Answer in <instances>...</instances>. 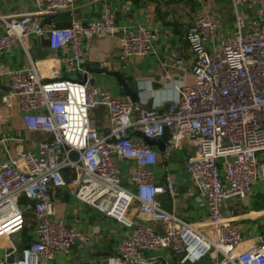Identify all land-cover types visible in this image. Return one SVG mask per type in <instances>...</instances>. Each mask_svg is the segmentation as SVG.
I'll return each mask as SVG.
<instances>
[{"label": "built area", "instance_id": "built-area-1", "mask_svg": "<svg viewBox=\"0 0 264 264\" xmlns=\"http://www.w3.org/2000/svg\"><path fill=\"white\" fill-rule=\"evenodd\" d=\"M33 1L41 15L68 14L70 27L46 28L30 15L0 18L4 26L0 54L15 45L26 50L31 34L46 38L52 50L70 45L74 57L64 60L69 71L74 70L83 39L117 36L124 63L152 52L154 33L144 27L118 28L111 12L83 27L73 19L74 0ZM244 1L257 7L250 31L242 32L244 25L237 17L235 37L212 53L207 48L217 39V24L212 19L198 17L186 30L193 81L171 82L177 99L160 110L88 87L86 71H82L84 81L57 74L44 82L33 63L10 73L2 101L15 99L26 129L48 134L52 141L40 142L37 155L22 152L0 163V242L23 229L20 198L31 204L36 219V241L0 257V264H46L55 253L67 255L78 245L89 246L88 236L52 219L50 188L68 184L80 203L132 229L120 246L125 262L140 261L145 251L170 250L180 264H196L207 255L213 256V264H264V247L254 245L240 251L239 229L221 213L224 201L245 199L254 183L264 181V159L258 158L264 153V0H231L234 10ZM99 107L108 114L105 137L97 134L90 118L91 111ZM135 133L144 141H135ZM165 135V159L183 140L197 148L185 169L207 203L206 223H187L163 210L158 201L161 195L173 196L176 188L169 180L162 186L155 184L151 168L157 155L145 140H161ZM122 160L135 162L131 177L135 192L120 184L117 162ZM134 204L138 215L160 226L163 233L152 225L134 223L129 217Z\"/></svg>", "mask_w": 264, "mask_h": 264}, {"label": "crops", "instance_id": "crops-1", "mask_svg": "<svg viewBox=\"0 0 264 264\" xmlns=\"http://www.w3.org/2000/svg\"><path fill=\"white\" fill-rule=\"evenodd\" d=\"M73 8V19L83 27L103 20L111 12L118 28L148 29L156 35L152 52L124 63L119 58L117 36L83 39L79 45V55L73 61L74 70L69 71L64 60L74 57L70 45L52 50L46 38L31 34L26 50L15 45L10 52L0 54V163L22 152L37 155L40 142L52 141L48 134L29 132L26 129L15 99L6 103L2 101L11 72L28 69L30 63H33L41 80L46 82L57 74L63 79L84 81L82 71H86L89 75L88 87L106 91L119 100L132 101L121 86L123 81L131 92H135V104L160 110L177 99L171 82L190 84L193 81L192 55L185 32L195 19L208 17L217 24V39L214 44L207 45L209 53H212L214 49L221 48L225 40L235 37L237 17L243 22L242 32H249L257 9L244 1L235 11L231 0H74ZM40 12L41 8L33 0H0V18L30 15L42 26L58 29L68 28L72 23V18L66 13L45 16ZM3 34L4 26L0 21V36ZM90 118L97 134L107 136L109 119L106 109L99 107L92 110ZM133 139L144 141L139 133L133 134ZM167 139L165 135L158 144L150 146L157 155V163L151 171L155 184L162 186L169 180L176 192L173 196L161 195L158 201L163 210L187 223H206L207 203L185 169V162L197 154V148L189 140H183L179 148L165 159L163 149ZM258 158L263 160L264 153L259 154ZM117 165L121 186L135 192L131 183V177L136 171L135 162L122 160ZM219 170L222 174L221 164ZM71 190L69 184L61 188H50L54 210L52 219L62 221L66 226L88 236L90 244L87 247L78 245L67 255L55 253L53 260L46 264H180L170 250L145 251L140 263L125 262L120 257V246L127 240L132 229L80 203ZM19 202L24 210L25 223L18 234L8 241L0 242L1 258L13 250L19 252L36 241V219L31 212V204L24 198H20ZM221 213L225 219L237 225L241 234L240 251L254 245L264 247V181L254 183L247 198L235 197L224 201ZM129 217L136 224L152 225L158 233H163L160 226H154L148 219L138 215L135 204L129 211ZM213 263V256L207 255L196 264Z\"/></svg>", "mask_w": 264, "mask_h": 264}, {"label": "water", "instance_id": "water-1", "mask_svg": "<svg viewBox=\"0 0 264 264\" xmlns=\"http://www.w3.org/2000/svg\"><path fill=\"white\" fill-rule=\"evenodd\" d=\"M121 86L123 87L124 91L126 92V95L129 96V97L132 99V101H134V103H135V102H136V99H135L134 96H133L135 92H131V91L129 90V88H127V86L124 84L123 81H122V83H121ZM159 141H160V140H145V142H146L149 146L154 145V144H158ZM141 262H142V261H141ZM137 263H140V261H137Z\"/></svg>", "mask_w": 264, "mask_h": 264}, {"label": "trees", "instance_id": "trees-1", "mask_svg": "<svg viewBox=\"0 0 264 264\" xmlns=\"http://www.w3.org/2000/svg\"><path fill=\"white\" fill-rule=\"evenodd\" d=\"M19 204H20V202H19Z\"/></svg>", "mask_w": 264, "mask_h": 264}]
</instances>
